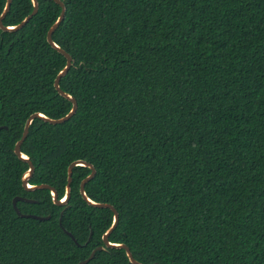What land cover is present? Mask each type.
I'll return each mask as SVG.
<instances>
[{
  "label": "trees",
  "instance_id": "1",
  "mask_svg": "<svg viewBox=\"0 0 264 264\" xmlns=\"http://www.w3.org/2000/svg\"><path fill=\"white\" fill-rule=\"evenodd\" d=\"M61 1L52 39L71 56L59 86L77 109L30 123L29 183L61 198L67 166L85 160L86 194L118 212L108 240L137 261L264 264V0ZM37 2L21 28H0V264H77L112 221L79 193L90 169L73 167L56 205L48 189L23 188L28 164L13 151L31 113L71 108L53 86L66 59L46 40L61 8ZM32 7L11 0L3 25ZM14 196L34 200H18L21 213L49 218L19 216ZM85 264L132 263L104 246Z\"/></svg>",
  "mask_w": 264,
  "mask_h": 264
},
{
  "label": "water",
  "instance_id": "2",
  "mask_svg": "<svg viewBox=\"0 0 264 264\" xmlns=\"http://www.w3.org/2000/svg\"><path fill=\"white\" fill-rule=\"evenodd\" d=\"M55 3H57L60 6V13L58 15V17L56 18V20L51 24V26L48 28L47 33H46V40L47 42L50 44L51 47H53L54 49H56L59 53H61L65 59V65L63 66V68L57 73V75L54 78V82H53V86L55 88V90L59 93V95H61L62 97H64L65 99H67L68 101L71 102V108L70 110L63 116L59 117V118H51L45 114H43L42 112L39 111H35L33 113H31L23 126V130L21 133L20 138L15 142L14 147H13V151L15 153V155L22 161L26 162L28 164L27 169L22 173L21 175V184L23 186V188L27 191H32V190H36V189H48L51 195V199L53 201L54 204L56 205H63L65 204L69 197H70V183H71V175H72V169L74 166H85L88 167L90 169V172L80 181L79 184V193L82 197V199L90 206H94V207H100V208H109L112 211V221L109 225V227L102 233V242L103 245H99L97 247H95L94 249L91 250L90 254L88 255V257H86L85 259L79 261L77 264H85L87 263L90 259H92V257L94 256V253L96 250H102L105 247H110V248H117V249H124L127 258L129 260L130 263L132 264H143L139 261H137L131 254V251L129 249V247L124 244V243H119V242H111L108 240V236L110 235V233L113 231V229L116 227L117 222H118V212L116 211V209L114 208L113 205H111L110 203H106V202H98V201H94L93 199H91L85 192L84 189V185L85 183L91 179L94 174H95V168L94 166L82 159H76L72 162L69 163V165L67 166V178H66V184H65V191H64V195L61 198H58L57 196V191L55 190L54 187H52L49 184L46 183H41V184H30L29 183V179L32 176L33 172H34V165L32 164L31 160L29 159V157L21 151L20 147L21 144L23 143L24 139L26 138V135L28 133V129H29V125L32 122L33 119L38 118L41 119L45 122H48L50 124H58V123H63L65 121H67L75 112L77 109V102L75 100V98L70 95L69 93H67L66 91L62 90L59 86V80L62 76H64L70 65H71V56L64 50L62 49L58 44H56L53 39H52V33L55 31V29L57 28V26L59 25V23L61 22V20L64 17L65 14V5L63 4V2L61 0H53ZM32 2V10L31 12L26 15L19 23L14 24V25H3L2 23V19L5 17L6 13L9 10L10 7V3L11 0H5L3 9L0 13V28L3 31H15L19 28H21L23 25H25L27 23V21L36 14L37 10H38V2L37 0H31ZM4 128H6V126H3ZM18 200L21 201H25V202H34L33 199L30 198H26V197H22V196H14L12 198V206L15 210V212L21 216V217H32L35 219H48L49 215L47 216H41V215H36V214H24L21 213L19 211V209L16 206V202ZM65 233L67 235H69L74 241L75 238L73 237V235L69 232L64 230Z\"/></svg>",
  "mask_w": 264,
  "mask_h": 264
}]
</instances>
